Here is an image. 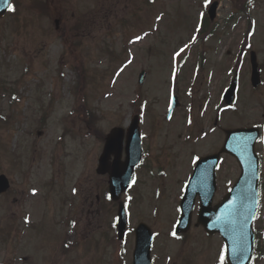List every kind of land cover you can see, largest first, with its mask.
Returning a JSON list of instances; mask_svg holds the SVG:
<instances>
[{
    "label": "rangeland",
    "instance_id": "374dc122",
    "mask_svg": "<svg viewBox=\"0 0 264 264\" xmlns=\"http://www.w3.org/2000/svg\"><path fill=\"white\" fill-rule=\"evenodd\" d=\"M56 1L49 6L23 0L22 18L0 21V175L11 185L0 198V264L130 260L133 236L117 241V204L105 200L108 179L95 170L105 137L113 128L127 129L135 114L145 159L121 201L129 228L144 222L154 232L155 264H221L217 236L206 237L192 225L179 240L172 237L183 183L193 159L219 150L223 129H263L256 146L263 191L254 226L263 237V258L253 264H264V74L262 88L252 91L248 56L238 58L248 20L222 31L244 0H218L220 41L196 46L187 41L201 11L193 0H167V23H158L149 0H58L59 7ZM255 1L249 42L264 67V0ZM58 11H65L64 17L74 14L72 44L46 37ZM186 20L187 30L180 25L173 35V26ZM39 37L45 38L43 45ZM236 67L240 91L236 110L228 111L221 108V91ZM142 70L146 79L139 87ZM171 91L180 107L166 122ZM216 176L215 201L239 176L235 161L222 157ZM22 219L35 226L23 227L16 249L5 237L14 235Z\"/></svg>",
    "mask_w": 264,
    "mask_h": 264
},
{
    "label": "water",
    "instance_id": "95a60500",
    "mask_svg": "<svg viewBox=\"0 0 264 264\" xmlns=\"http://www.w3.org/2000/svg\"><path fill=\"white\" fill-rule=\"evenodd\" d=\"M3 10L0 11V14ZM252 64V84L259 83V73L255 62L254 54H251ZM143 73L141 74V77ZM140 77V80H141ZM234 83L227 94L229 100L233 94ZM123 131L115 129L108 136L103 154L99 159L97 168L98 174L108 173L110 176V194L113 200L129 187L134 167L140 161L141 148L140 136L137 120L133 121L127 131V141L125 146L126 159L120 163L122 152ZM257 130H235L226 132V141L221 152H226L234 156L241 168V176L230 193L224 198L221 205L214 210L210 207L211 197L215 187L214 169L217 164L219 154L204 158L198 161L197 167L190 179L185 197L180 205V218L175 228V234L184 233L189 229L191 212L193 209V199L196 193L200 192V210L198 223H200L207 234L218 233L224 241L226 249V260L228 264H250L253 256L254 236L252 223L256 217L258 209V159L254 154V144L258 139ZM114 155L113 163H109V158ZM208 174L207 184L200 183L201 176ZM8 188V182L4 176H0V193ZM198 188V190H197ZM208 188L207 195L204 190ZM118 219L124 229L125 222L123 206H119ZM120 231V225H119ZM137 250L135 254V264H150L149 248L151 235L149 230L142 226L136 230Z\"/></svg>",
    "mask_w": 264,
    "mask_h": 264
},
{
    "label": "flooded vegetation",
    "instance_id": "af4514ba",
    "mask_svg": "<svg viewBox=\"0 0 264 264\" xmlns=\"http://www.w3.org/2000/svg\"><path fill=\"white\" fill-rule=\"evenodd\" d=\"M14 3V0H12ZM16 1V0H15ZM19 2H22L23 0H18ZM43 3H49L52 4L53 0H42ZM51 6V5H50ZM54 30L52 33H47L46 37H48V41L56 39V38H62L65 43L67 44L68 39L70 36H73V26L74 23L71 21L70 17H64V15H55L54 16ZM42 42V45L45 42V38H41L40 44Z\"/></svg>",
    "mask_w": 264,
    "mask_h": 264
},
{
    "label": "snow or ice",
    "instance_id": "6c2138e0",
    "mask_svg": "<svg viewBox=\"0 0 264 264\" xmlns=\"http://www.w3.org/2000/svg\"><path fill=\"white\" fill-rule=\"evenodd\" d=\"M207 2L208 0H205V4L207 5ZM4 3H7V0H4ZM8 11H13L14 9L11 7V5L8 6L7 8ZM183 51V50H181ZM220 261H221V264H224V255H223V252L221 253V256H220Z\"/></svg>",
    "mask_w": 264,
    "mask_h": 264
}]
</instances>
